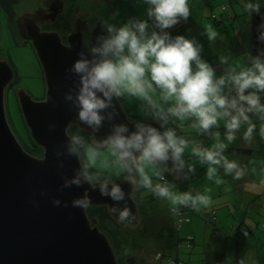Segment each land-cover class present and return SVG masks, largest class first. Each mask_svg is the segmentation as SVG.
Returning <instances> with one entry per match:
<instances>
[{
    "label": "water",
    "instance_id": "water-1",
    "mask_svg": "<svg viewBox=\"0 0 264 264\" xmlns=\"http://www.w3.org/2000/svg\"><path fill=\"white\" fill-rule=\"evenodd\" d=\"M67 6L64 0H53L47 8L37 3L15 16L19 40L33 45L46 84L45 97L39 100L23 87L16 89L25 124L38 152L29 151L10 124L6 90L15 84V69L8 59L0 58V264H137L149 253L140 249L121 263L111 238L100 227L99 217L91 216L89 208L106 207L122 231L138 230L143 220L135 198L139 180L132 173L117 180L92 176L70 129L77 126L90 134L94 145L105 146L119 126L127 128L124 136L137 131L138 124L161 132L166 131V126L159 116L141 122L130 119L123 100L115 95L99 110V125L80 119L77 98L81 74L74 70V64L80 59H103L91 49L99 48L109 34L101 19L91 23L89 13L81 5L75 7L68 19L72 31L67 42L60 31L43 29V24H55L64 16ZM251 23L252 51L255 58L264 60V40L260 39L264 31L263 5L259 12L252 13ZM124 162L134 163L131 159ZM161 162L172 168L175 159L170 152L168 159ZM86 175L92 179H85ZM75 178H79V185L65 186L66 181ZM102 184L109 191L118 185L123 198L116 200L101 194ZM85 196L89 200L87 208L72 206L74 199ZM125 208L129 216L120 221L119 214ZM160 260L159 253L152 255L154 264Z\"/></svg>",
    "mask_w": 264,
    "mask_h": 264
},
{
    "label": "clouds",
    "instance_id": "clouds-1",
    "mask_svg": "<svg viewBox=\"0 0 264 264\" xmlns=\"http://www.w3.org/2000/svg\"><path fill=\"white\" fill-rule=\"evenodd\" d=\"M146 2L150 5L147 9L148 17L155 20L156 27L161 31H152L149 35L147 20L130 21L119 28L108 25L109 35L102 40L99 48L91 49L103 59L96 62L80 59L75 62L74 70L81 74V88L77 98L80 119L90 125H99V110L105 108L107 101L114 95L120 96L123 93L147 99L159 116L164 110L149 96L150 91L155 92L158 89L163 101L174 102L167 112L180 119L194 116L197 120L194 128L208 130L217 124L218 118L230 117L225 125L226 140L233 141L241 122H249L247 113L264 114V103H261L258 94L264 92V60L254 58L251 67L242 68L239 72L232 68L227 78H216L214 69L201 59V48L194 40L182 35L173 38L167 31H163L176 25L181 18H188V0ZM262 3L264 0H252L244 5L249 17L252 13L259 12ZM208 35L213 39L217 33L209 29ZM260 39L264 40V31L261 32ZM227 81L236 90L235 98L229 99L223 94ZM248 89L255 91L245 94ZM98 93L107 99H102ZM231 110H235L236 114L233 115ZM254 127L250 124L247 128L244 133L246 139L251 138ZM137 129L129 136H124L122 133L127 128L119 126L116 134L107 141L112 154L120 161L131 159L134 162L138 160L150 164L168 159L171 152L176 161L183 163L181 154L186 141L178 139L171 129L161 132L155 127L143 124H138ZM261 136L264 137V128L261 129ZM226 147V144L218 143L213 149L195 151V154L209 165L222 164L226 174L234 173V177L240 179L244 171L237 162L227 159L224 155ZM95 156L96 152L90 150L89 159L94 161ZM138 171L143 178V184L152 187L151 179L144 173V169L139 167ZM216 171L215 167H209L208 179H212ZM85 179L90 181L92 177L86 175ZM215 182L220 184L222 180L217 178ZM69 184L79 185L80 180L75 178L65 182V186ZM100 191L116 200L123 198V192L118 185H114L109 191L107 185L102 184ZM154 191L158 196L170 200L172 205H186L190 202L196 211L200 210V206H209L212 203L211 197L202 193L195 196L191 192L174 194L162 185L155 186ZM55 203L59 205L60 201L56 200ZM88 205L87 196L72 201L73 207L87 208ZM128 216L129 210L125 208L120 212L119 220L123 221Z\"/></svg>",
    "mask_w": 264,
    "mask_h": 264
},
{
    "label": "rangeland",
    "instance_id": "rangeland-1",
    "mask_svg": "<svg viewBox=\"0 0 264 264\" xmlns=\"http://www.w3.org/2000/svg\"><path fill=\"white\" fill-rule=\"evenodd\" d=\"M38 1L39 0H20L15 2V0H13L12 3H10V1L7 3L2 2V5L0 6V8L3 10L0 11V58L8 59L12 66L15 68L17 81H15L14 83H17V85H19L20 87L25 88L31 94V96L37 100L44 98L46 94V84L40 61L31 42H17L12 32L10 23L15 30V16L20 12L31 8L32 6L37 4ZM64 1L68 6H70L71 12H73L76 6L81 5L83 10L89 13L91 17V23H94L97 19H101L105 30H107L108 25H113L116 28H119L123 24L130 21L146 20L148 18L150 19L149 26L151 28L149 27L147 29V33L150 35L152 31L159 32L155 25V20L149 18L147 15V9L150 7V5L147 4L146 0ZM223 1L226 0H188L190 15L187 19L181 18L175 25V27H177L175 28V37L177 35H182L187 39L194 40L201 48V59L207 62L214 69L216 78H219L223 75L214 67L213 62H225L227 63V65H229L230 71L232 68H235L236 71L239 72L242 68L251 67L252 61L255 58L252 51V46L249 48V42H247L246 44V46L248 45L246 52L243 50L242 46L246 37L247 41H253L251 23L252 15L251 17H249L244 9V5L248 3V1L233 0L229 11L233 12L235 9L237 13H239L238 20L228 18L220 23L212 17V11H215L219 14V5L223 3ZM7 7L9 9H7ZM4 11H6L8 15H6V12L4 13ZM209 29L217 33L215 38H209ZM70 30L60 31H65L64 35H66V32H70ZM15 33L17 34L16 30ZM219 33H222V35H220ZM86 38L88 39V36ZM215 39L220 40V44L225 45L226 49H224L222 52L220 51L218 55L212 56V58H214V60L212 61L208 56V50ZM193 67L195 68L194 64ZM221 67L222 66H219L218 68ZM13 85L9 86L6 90V109L8 119L20 142L27 149H29V151L36 152L35 150L31 149V147H35L34 145H32L33 142L30 137L28 127L26 126L24 121L19 100L17 98L16 86ZM248 90H246V92ZM251 92L252 91H250V93ZM223 94L226 95L229 99L235 98L237 96L234 86L229 85L227 82L223 87ZM126 95L130 99L127 104H124V109L128 113L130 119L141 122L143 119L155 118L157 116L156 109H154L149 104V101L147 99H144L143 97L133 96L128 93H126ZM149 96L151 97L153 102L158 104L164 110L162 114L167 115V118L165 120L166 122L182 124V122L185 121L187 123L186 125H182V131L184 135L189 137V143L186 144L185 151H189V148H191L194 153L195 151L203 150V148L199 146L200 140L208 141V149H213L218 143L226 144L227 149L249 147L251 146L249 144H252L253 141L257 143V147H253L256 148L257 151L252 156H244L243 154H240L235 150L225 152L224 155L228 160L237 162L240 168L243 169L244 175L240 179H236L234 177V173H229L221 179L222 183H220V186L214 185L217 193H219L220 191L223 192L222 196L220 197V202H223L222 204L226 203L225 205L221 204L219 209L225 208L226 212H228L232 217H237V214H239V216L243 214L245 212V206H241V202L239 200V192H242V189H246L248 187V177L251 175H257L260 178V176H263V180H260L255 176L257 178L256 182L250 185L252 187H255L257 189V192L264 189V137L261 136V129H259L258 127L259 124L257 123L254 125V128L258 129H254L251 138L246 139L244 136V133L250 126L248 125V123L251 124V112L247 113V115L249 116V122L242 121L240 128L235 131V139L231 142H228L226 140L227 129L225 125L226 121L230 119V117L218 118V122L216 125L211 127L207 132H202L198 127H193V125L197 123V120L194 116L180 119L179 117L173 116L168 113L167 109L172 106L174 102L163 101L158 89L155 92L150 91ZM231 111L233 115L236 114L235 110ZM162 114H160L159 117H161ZM193 120L194 122H192ZM262 122V128H264V121ZM217 133L219 135H217ZM77 145L79 147L84 164L86 165L90 174L95 178H110L115 180L119 178L121 174L128 168V172L132 173L138 178L139 185L142 190L141 192L143 194H147L149 193L151 187H146L143 184V178L138 171V168L142 167L144 169V173L150 177L151 184L154 182H159V180L155 178L158 169V164L156 161L150 164L146 162H134L128 165L124 161H120L116 156L112 154L108 144L105 146H96L90 141V137L89 140L85 141L83 144H79V142H77ZM90 150H94L96 152L94 161L89 159ZM243 159L246 162L245 167L241 162ZM172 166L173 167H169L168 170H173L175 172V176H179L180 170L179 168L177 169V165L174 163ZM219 166L220 165L212 166L216 168L217 176L220 175V170L224 171V169ZM221 166L223 165L221 164ZM245 169L247 170V176ZM249 171L252 173H250ZM207 174L208 173L205 172L201 177L206 176V178L204 179L209 181L210 179H208ZM201 177L198 181V185L200 186L203 184L204 186H206L208 182L205 181L203 183ZM169 191L174 194L180 193L178 188L170 189ZM210 191H214V188H211L209 186L205 188L201 193L210 195ZM212 194L214 193H211V195ZM260 200L261 202H264L263 193ZM155 201L158 203H156ZM145 202L147 203V206H150L148 210L149 213L146 214L143 218L138 230L132 231L128 229L120 232V230L117 228V230L115 231V222L113 220L105 221V225L103 226V228H105V230L110 229L113 233L112 235L115 241L118 244L120 243V245L124 247L123 249H121L122 252L120 255L128 254L131 256V253L134 252L133 249H136L134 254L138 250L140 251V249H144L149 254H144L142 258L137 261V264H154L152 262V255L155 253H159L162 256L164 248H166V246H171L174 243V237L172 236L173 233L171 232V230H169L170 227H172L169 211L174 205H172L171 201L167 198L160 197L158 195H156L155 199L154 197L149 198V200ZM257 214L259 215V218L255 222H258V224H256V227L254 226L250 229L253 230L252 232L255 233L258 236L259 241H261L264 240V228L262 227V224L264 222V209L261 207V205L259 206V211ZM238 219L240 223L241 217ZM207 222L208 224L212 225V222L210 220H208ZM188 223L190 222H187L185 226H183L184 232L194 234L195 232L197 233L196 227L193 225L192 227L188 226ZM230 231H233V228H230ZM141 245L142 247L140 248ZM249 245L250 244H248V247ZM238 249L243 250L244 248L241 249V247L238 246ZM149 251H153V253L150 254ZM263 261L264 254L262 262ZM160 264H169V262L166 259H163Z\"/></svg>",
    "mask_w": 264,
    "mask_h": 264
},
{
    "label": "trees",
    "instance_id": "trees-1",
    "mask_svg": "<svg viewBox=\"0 0 264 264\" xmlns=\"http://www.w3.org/2000/svg\"><path fill=\"white\" fill-rule=\"evenodd\" d=\"M12 3L13 0H0V4L2 2L7 3L9 2ZM19 1V0H15ZM248 2H252V0H247ZM233 3V0H226L223 1V3H221L220 6V13H216L215 11H212V17L217 21V22H223V20L228 19V18H233L238 20V16L239 13H237V11L234 9L233 12L229 11V8L231 6V4ZM242 3V2H241ZM244 4V3H243ZM2 5V4H1ZM262 5H264V3H262ZM243 7V6H242ZM7 9H9L7 7ZM6 12V11H5ZM235 12V13H234ZM7 13V12H6ZM69 14V13H68ZM8 15V14H7ZM68 16H61L60 20H57L56 23L54 24V28L56 27L58 30H70V25H69V21H68ZM61 23V24H60ZM175 25L165 29L163 31H167L173 38H175L176 35V31H175ZM159 31H161L159 28H157ZM65 32V31H64ZM215 55V54H214ZM210 60L213 61V58L211 57ZM214 67L223 75L226 76L225 78H227L229 76V74L231 73L230 69H229V65H227V63L225 62H221V61H215L213 62ZM218 66H222L221 68H217ZM227 83L229 85H232L230 81H227ZM120 97H122V100L124 102V104H127L129 102V97L126 95V93H123L122 95H120ZM158 116H156L155 118H157ZM170 126L173 125H179L180 126V136H182V138H184V140L186 141V144L189 143V137L185 136L183 131H182V125H186L187 123L185 121L181 123H168ZM213 127V126H212ZM202 132H207L208 130H203L202 128H199ZM70 132L73 134V136L75 137L76 141L79 142V144H83L85 141L89 140L90 134L81 130L80 128H78L77 126H73L70 129ZM204 141V140H203ZM199 141V146L201 148L204 149H208V141ZM34 145V143L32 144ZM188 148V147H187ZM32 150H35L36 152L39 151L38 147L32 148ZM237 151L238 153H241L245 156H252L256 153V149H249V148H229L224 150L225 152H230V151ZM181 160L183 161V163L181 164L180 162L175 160V164L178 165L179 170H180V177L179 176H175V174L172 171L168 170V167L164 164L165 162H161L160 160H157V164H158V169L156 172V177L159 182H154L152 183V187L150 188L149 193L147 194H143L141 191V187L139 188L135 198L138 201L139 205H140V209L141 214H143V218L145 217L146 214L149 213V207L147 206V203L145 201L149 200V198H153L155 199L156 197V193L154 191L155 186L157 185H162V186H166L169 190L170 189H179L180 193H184V192H191L193 196H195L197 193H201L200 191L201 186L202 185H198V181L200 179V177L202 176V174H204L205 172L208 173V168L212 167V165H209L207 162H202L201 158L199 156H197L191 148H189V151H184L181 154ZM167 167V168H166ZM222 169H224L223 166H220ZM130 172H128V168L125 172H123L121 174V177L129 174ZM225 175H228L226 173H224V171L220 170V175L217 176L215 175L212 179H210L209 181L205 180L204 178H206V176L201 177L203 183L206 181L208 182V184L206 186H203L202 188H207V187H211L214 188V191H210L211 193H214L215 195L218 194L219 196H221L223 194L222 191H220L219 193H217L215 186L218 185L220 186V184H217L215 181L217 178H219L220 180L225 177ZM162 176H165L164 178H162ZM208 177V175H207ZM117 178V179H119ZM167 180H166V179ZM115 179V180H117ZM215 185V186H214ZM264 194V192H263ZM156 202V201H155ZM158 203V202H156ZM183 211V213H185L186 218L183 221V224L181 226H179L178 223V215L176 212H181ZM212 213V215H210ZM89 214L91 216H98L100 219V227L108 234V236L111 238L113 245L115 247V250L117 252L119 260L121 263H123V261L125 260L126 257L130 256V255H120L122 250L124 247H122L120 245V243L118 244L114 237H113V233L111 232L110 229L105 230V228H103V226L105 225V221L107 220H112V218L110 217L109 213L107 212L106 207H90L89 208ZM170 214V221H171V225L172 227H170L169 230H171V232L173 233V244L171 246H166V248H164L163 251V255L161 256V260L159 262V264L161 263V261L163 259H166L168 262L169 260L172 258L174 260H176V264H187V261L185 259H183V254L186 252H191V250L193 249L194 243H195V239L194 237L190 240L189 244H187V240H186V236L187 235H192V233H185L183 230V226H185V224L187 222H191L192 219L197 215L200 214L203 219L205 220L206 223H208V219L215 217V219L212 221V225H216V221H217V216H216V210H209V211H205L204 210V206H200V210L196 211L193 209V207L191 206V203L189 202L188 205L183 206L182 205H174L171 207V210L169 211ZM187 217L189 218V220H187ZM115 226V231L117 230V228L120 230V232L122 231L120 229V227L114 223ZM262 227L264 228V222L262 224ZM242 226L238 227V231H240L244 237V239L248 238L251 235V231L248 229H241ZM244 231H248V234L245 235ZM218 233V234H217ZM215 234L216 235H221L222 231L219 227L215 226ZM171 236V234H170ZM237 240H240L239 238H237ZM142 247V245L140 246V248ZM134 252L136 251V249H133ZM131 253V255L134 254Z\"/></svg>",
    "mask_w": 264,
    "mask_h": 264
},
{
    "label": "crops",
    "instance_id": "crops-1",
    "mask_svg": "<svg viewBox=\"0 0 264 264\" xmlns=\"http://www.w3.org/2000/svg\"><path fill=\"white\" fill-rule=\"evenodd\" d=\"M264 6V5H263ZM149 24L150 19H146ZM150 26H148L149 28ZM151 28V27H150ZM227 29V28H226ZM250 30V29H248ZM222 35V33H219ZM253 40V38H252ZM213 41V40H212ZM220 40L215 39L209 47L208 56L211 58L212 56H216L219 52L223 51L225 45L220 44ZM249 42V48L254 46V42L247 41V37L245 38L243 46V50L246 52ZM238 43V42H237ZM240 45V44H237ZM215 54V55H214ZM201 55V53H200ZM230 56V55H229ZM214 60V58H213ZM250 91H255L254 89H249L245 94H249ZM261 97V103H264V92L258 93ZM122 99V97H121ZM251 124H259V129H262V121H264V114L258 112L250 113ZM260 117V118H259ZM194 122V120L192 121ZM248 125H250L248 123ZM258 129V128H254ZM249 147H241V148H249L256 149L253 147H257V143L253 141L252 144H249ZM241 154V153H240ZM245 156V155H244ZM246 166V162L244 159L241 161ZM246 176L247 170L245 169ZM250 172V171H249ZM252 173V172H250ZM258 177L257 175H255ZM251 175L248 177L249 185L246 189H242V192H239V200L241 202V206H245V212L237 217H232L226 212L225 208L219 209L223 202H220V197L218 194H212L210 192V196L212 203L209 206H204V210H216L217 221L216 225H211L205 222L203 217L200 214H197L188 226H195L197 233H192L195 239V243L191 252H186L183 254V259L187 261V264H264L262 262L263 254H264V240L259 241L258 236L253 233L252 227H256L255 221L259 218L257 214L259 211V206L264 209V202H261L262 191L257 192L255 187H252L250 184L256 182L257 178ZM259 178V177H258ZM260 180H263V176H260ZM204 186V185H203ZM201 186V191L204 190ZM226 204V203H225ZM222 204V205H225ZM207 208V210H206ZM232 212V211H231ZM241 217V221L239 223V219ZM211 225V226H210ZM215 226L219 227L222 231L221 235L215 234ZM242 226L241 229H248L251 231V235L244 239L242 233L238 231V227ZM230 228H233V231H230ZM193 229V228H192ZM255 229V228H254ZM209 232V234H208ZM234 232V233H233ZM189 233V232H188ZM239 238L240 240H237ZM237 244V245H236ZM248 244L249 247H248ZM238 246L243 250H239ZM237 247V250H236Z\"/></svg>",
    "mask_w": 264,
    "mask_h": 264
},
{
    "label": "flooded vegetation",
    "instance_id": "flooded-vegetation-1",
    "mask_svg": "<svg viewBox=\"0 0 264 264\" xmlns=\"http://www.w3.org/2000/svg\"><path fill=\"white\" fill-rule=\"evenodd\" d=\"M20 1V0H19ZM52 1L53 0H39L38 1V4L40 5V6H44L45 8H47L48 6H50L51 4H52ZM0 6H1V4H0ZM0 11H3L1 8H0ZM4 13H5V11H4ZM69 13V14H68ZM6 15H7V13H5ZM72 14V12H71V8H70V6H67V11H66V15L65 16H68V18L70 17V15ZM60 18L61 17H59L58 18V20H60ZM14 25H15V30H16V32H17V34L15 33V30H14V27L12 26V24L10 23V26H11V29H12V32H13V34H14V36H15V38H16V40H17V42H19V43H21V42H28V41H25V40H19V33H18V26H17V24H16V21H15V19H14ZM43 29H56V28H54V24H43ZM56 30H58V29H56ZM58 31H60V30H58ZM72 30H70V32H71ZM61 32V31H60ZM67 34L66 35H64L65 33L64 32H61V34H62V36H63V40L65 41V42H67V35H68V33L69 32H66ZM4 55V54H3ZM9 61V60H8ZM10 62V61H9ZM11 64V63H10ZM12 65V64H11ZM15 69V68H14ZM15 76H16V81H17V75H16V71H15ZM13 86H16V89H17V87H19V85H17V83H15Z\"/></svg>",
    "mask_w": 264,
    "mask_h": 264
},
{
    "label": "built area",
    "instance_id": "built-area-1",
    "mask_svg": "<svg viewBox=\"0 0 264 264\" xmlns=\"http://www.w3.org/2000/svg\"><path fill=\"white\" fill-rule=\"evenodd\" d=\"M219 67V66H218ZM217 67V68H218ZM166 118H167V115L166 114H162V116L160 117V119L164 122V124H165V126H166V130H169V129H171L174 133H175V135H176V137L178 138V139H183L184 140V138H182V136H180L181 134H180V126L179 125H173V126H170L165 120H166ZM204 130V129H203ZM165 176H162V178H164ZM166 179V178H165ZM167 180V179H166ZM186 205H188V204H186ZM186 205H184L183 204V206H186ZM177 213V215H178V223H179V226H181L182 224H183V221L185 220V218H186V215H185V213H183V211H181V212H176ZM210 215H212V213L210 214ZM215 219V217H212V218H209L208 220H210V221H213ZM187 220H189V218L187 217ZM244 233H245V235H247L248 234V231H244ZM186 238H187V244H189V242H190V240L193 238V236L192 235H187L186 236ZM169 264H176V260H174V259H170L169 260Z\"/></svg>",
    "mask_w": 264,
    "mask_h": 264
},
{
    "label": "bare ground",
    "instance_id": "bare-ground-1",
    "mask_svg": "<svg viewBox=\"0 0 264 264\" xmlns=\"http://www.w3.org/2000/svg\"><path fill=\"white\" fill-rule=\"evenodd\" d=\"M186 240H187V238H186Z\"/></svg>",
    "mask_w": 264,
    "mask_h": 264
}]
</instances>
